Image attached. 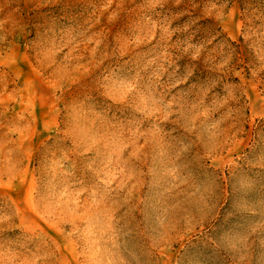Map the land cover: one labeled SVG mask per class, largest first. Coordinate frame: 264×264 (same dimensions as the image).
<instances>
[{
  "label": "rangeland",
  "instance_id": "1",
  "mask_svg": "<svg viewBox=\"0 0 264 264\" xmlns=\"http://www.w3.org/2000/svg\"><path fill=\"white\" fill-rule=\"evenodd\" d=\"M0 264H264V0H0Z\"/></svg>",
  "mask_w": 264,
  "mask_h": 264
}]
</instances>
